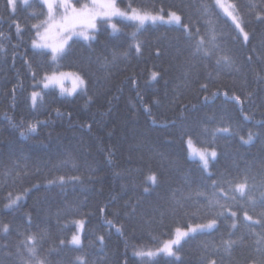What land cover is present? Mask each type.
<instances>
[{"label": "trees", "instance_id": "trees-1", "mask_svg": "<svg viewBox=\"0 0 264 264\" xmlns=\"http://www.w3.org/2000/svg\"><path fill=\"white\" fill-rule=\"evenodd\" d=\"M230 1L242 15L247 42L215 0H122L121 7L131 3L143 10L177 12L193 38L181 25L138 28L115 18L119 31L101 24L94 40L73 39L68 54L53 64L49 51L43 55L30 46L35 37L31 26L44 19L33 12L46 14L39 0H30L28 6L17 3L14 14L6 0H0V264H19L16 248L29 233L43 236L41 253L53 249L52 264H74L81 254L88 264H249L261 258L257 249L264 245L256 241L264 227L254 224L250 229L244 213L256 220L264 210V19L256 15L264 13V0ZM16 23L21 25L19 34ZM201 37L205 47L219 46L208 58L193 55ZM136 42L142 48L139 55ZM219 55L231 58V69L216 64ZM53 71L79 73L87 93L69 97L55 87L40 89L45 73ZM154 71L159 75L153 81ZM37 90L40 97L32 105L30 95ZM246 115L251 119H244ZM29 124H35L36 131L21 135ZM221 127L238 134L213 138L211 130ZM250 131L253 141L244 144L240 137L247 139ZM182 133L190 134L198 147L217 151L209 172L188 156V135ZM152 174L157 176L155 185L148 179ZM61 176L80 180L48 183ZM245 176L255 205L246 199L227 200L219 191H227L229 181L233 186L243 182ZM23 189L29 192L19 206L5 209L8 193L22 194ZM174 196L185 210L170 211ZM208 199L230 203L238 227L231 228L226 213L214 229L186 238L178 248L179 259L134 254L158 248L177 227L216 218L218 208L203 207ZM197 207L202 210L191 215ZM77 219L85 220L80 250L60 245L75 232ZM5 224L7 233L2 230ZM227 239L237 241L230 256L222 246L216 251Z\"/></svg>", "mask_w": 264, "mask_h": 264}, {"label": "snow or ice", "instance_id": "snow-or-ice-1", "mask_svg": "<svg viewBox=\"0 0 264 264\" xmlns=\"http://www.w3.org/2000/svg\"><path fill=\"white\" fill-rule=\"evenodd\" d=\"M25 6L29 5V0H22ZM39 3L42 5L44 9H46V14L44 13H35L33 15H44V19L39 21L36 24H33L31 27L35 30V38L32 40L33 49H38L41 51V54L47 55V52L44 50H48L51 54V62L56 64L59 60L63 59L67 54L69 49L71 48V43L74 42L73 38L78 37L82 38L85 41L94 40L95 33L99 31V26L101 24H106L109 28H111L114 32L119 31V28L116 23L113 22L115 18H120L121 20L131 21L137 26H143L147 21L151 20L152 22H156L157 20H164V17L161 15H153L150 12L144 11L140 8L132 7V4L129 3L126 7H121L120 4L122 0H39ZM17 0H6V6L12 10V13H15ZM215 5L222 9L224 14L229 17L234 23L236 29L243 35L245 42L249 39V33L245 31L243 26V18L240 12L238 11V6L234 3H231L230 0H215ZM161 11H163L161 9ZM257 18L264 19V13H257ZM168 23H175L177 25H181L185 32L188 33L189 39L193 38V33L189 31V25L182 24L181 16L178 15L175 11L168 12L167 17ZM17 34L21 32V25L16 23ZM212 40L215 41L217 36L215 35V30L213 29ZM199 34V28L196 29V34ZM4 35L0 33V36ZM131 47V46H130ZM219 46L213 44L212 49L205 47V40L203 37L199 38L195 41L194 52L193 55L203 54L205 58H208L214 54V50ZM2 48V45H0ZM136 53L139 55L142 51L141 44L139 42L135 43ZM123 55H127V53H123ZM117 59V54H113V61ZM106 60V58H105ZM233 61L227 55H219L216 59V64L219 66L223 64L228 69L232 68ZM207 67V65H205ZM236 71H239L237 68ZM157 72L151 73V80H156L158 77ZM67 77L73 78V88L66 89L63 87V80ZM135 83V81H133ZM50 85L59 86L61 93H68L69 95L72 92H75L78 87L83 88L85 94L87 93V87L85 80L79 73H64V72H56L53 71L51 74L45 73L43 78V86L44 88H48ZM207 84H201L200 88L203 90L207 89ZM215 95V93H213ZM227 96V93H225ZM40 97V93L32 92L31 100L33 105L36 104L37 99ZM91 100V97L89 98ZM205 100L209 99V97L205 96ZM234 99L237 102H240V97L235 96ZM156 103H159L156 101ZM146 112H151V109L148 106H145ZM57 113L59 114V110L57 109ZM244 119H251L250 116H245ZM155 123V120H153ZM36 131L35 124H29L27 129L21 132V135H26ZM203 131L207 134L209 129L205 128ZM183 135H188V139L186 141L189 155L192 157H198L205 171L209 168V158L215 159L217 157V151L212 148L203 149L198 148L193 143V139L190 134L182 133ZM217 134H228V135H237L231 127H221L215 128L211 130V135L213 138L217 136ZM241 141L244 144L251 143L253 141V133L250 131L247 139L243 136L240 137ZM7 175V173L5 174ZM148 179L152 182L153 185L157 183V176L152 174L148 177ZM80 177H70L68 180H65V177L61 176L58 178V181H49V184L52 183H60L61 185L67 182H76L79 181ZM248 177L245 176L243 178V182L234 183L229 181L228 190L226 191L223 187L219 189L221 193L225 196L227 200L237 201L245 200L252 204H256L255 198L250 195V186L248 185ZM213 187H217V182L213 181ZM148 189L145 188V192ZM29 192V189H23L22 194H17L13 197L12 193L9 192L7 196L8 203L4 205L5 208H14L18 207V201L22 199V195H26ZM229 192L232 193L229 196ZM203 195V194H201ZM215 196L216 193H213ZM260 203L264 205V192L261 193ZM185 204L178 198L173 197L172 207L170 211L176 213L181 210H185ZM204 208L212 211L214 209H219V211H215L213 214L216 216L214 219H209L207 223L204 224H189L187 229L177 227L175 228V233L171 239L164 241L161 247H159L155 252L153 251H136L134 254L137 257H154L159 253H163L169 257H176L179 259L178 248L181 246L182 242L185 241L186 238L190 237V234L203 232L205 230L214 229L218 225V220L220 218H226V213L231 216L232 224L231 228L236 229L238 227L237 223V212L231 211L230 203H220L219 199H208V203L203 206ZM202 209L200 207L196 208V211L191 212L190 214L195 216ZM104 210L101 209V212ZM185 214H189L185 211ZM259 219L253 220V217L248 214L247 211L244 213V220L247 222H251L248 224V227L251 229L254 224H259L264 227V210L258 213ZM29 217V222H30ZM110 226L112 225V221H106ZM76 231L72 234L71 239L68 241L61 240L60 245L70 244L76 247L77 250L83 248L82 240H81V232L85 227V220L79 219L73 221ZM2 230L7 233L9 231V225H3ZM117 231H121V229H117ZM255 234V233H253ZM101 244H103L104 237H98ZM240 239H243L241 237ZM43 240V236L36 233H29L24 236V239L20 241L16 248V254L19 257V264H52V261L49 260V255L53 252V249L49 248L46 252H40V241ZM237 244L236 240L227 239L222 240L221 245L216 246V251L218 252L223 247L225 253L229 256L231 255V250L234 245ZM257 245H264V235H261L259 239L256 241ZM207 249V245L204 246ZM257 251L261 252V258L258 261H250L249 264H264V248L258 247ZM215 254V253H208ZM207 260V255L204 257ZM74 264H88V260L84 254L78 255L75 258ZM207 264H217L215 260H207Z\"/></svg>", "mask_w": 264, "mask_h": 264}, {"label": "rangeland", "instance_id": "rangeland-1", "mask_svg": "<svg viewBox=\"0 0 264 264\" xmlns=\"http://www.w3.org/2000/svg\"><path fill=\"white\" fill-rule=\"evenodd\" d=\"M30 1V0H29ZM231 2V1H230ZM17 3H21V4H23V2H22V0H17ZM232 3V2H231ZM217 7V6H216ZM137 8V7H136ZM217 9L220 11V13L223 15V16H225L231 23H232V25L235 27V25H234V23L232 22V20L229 18V17H227L225 14H224V12H223V10L222 9H220V8H218L217 7ZM143 10V9H142ZM163 10V9H162ZM144 11H147V12H150V13H152L153 15H161V16H163L164 17V20H157L156 22H152L151 20H149V21H147L144 25H146V24H155V23H165V24H175V23H168L167 22V17H168V12H170V11H165V10H163V11H161V9H159V10H156V11H151V10H144ZM177 13V12H176ZM178 14V13H177ZM179 15V14H178ZM43 20V19H42ZM127 21V20H126ZM131 22V21H130ZM38 23V22H37ZM133 23V22H132ZM136 25V24H135ZM143 25V26H144ZM137 26V25H136ZM143 26H137L138 28H141V27H143ZM111 29V28H110ZM235 29H236V27H235ZM112 30V29H111ZM113 31V30H112ZM236 31L238 32V34L242 37V39H244V37H243V35L239 32V30L238 29H236ZM114 32V31H113ZM35 38V37H34ZM33 38V39H34ZM75 38H78V37H74L73 39H75ZM32 39V40H33ZM78 39H82V38H78ZM32 40H31V43H30V46L32 47ZM33 48V47H32ZM46 51H48V50H46ZM58 72H64V73H77V72H75V71H58ZM49 74H51V73H49ZM44 78V77H43ZM43 78L41 79V81L39 82V86H40V89H44V86H43ZM49 87H55L57 90H58V92H59V94L60 95H64V96H69V97H71V96H73V95H75L78 91H83V88H81V87H78L77 89H76V91L75 92H72V94H68V93H61V91H60V88H59V86H56V85H50ZM63 87L64 88H66V89H72L73 88V78L72 77H67V78H65L64 80H63ZM35 92H38L39 93V90H37V91H35ZM32 93V92H31ZM30 102H31V104L33 105V103H32V100H31V95H30ZM187 139L188 138H186V140H185V144H186V147H187V153H188V156L190 157V158H192V159H195V160H197L199 163H200V165L202 166V164H201V162L199 161V158L198 157H192V156H190L189 155V150H188V146H187V143H186V141H187ZM194 143V142H193ZM195 144V143H194ZM196 145V144H195ZM196 147H198L197 145H196ZM198 148H201V147H198ZM203 149H209V150H211L210 148H203ZM213 159H211V158H209V166H210V162L212 161ZM203 167V166H202ZM204 169V168H203ZM206 172H209V168H208V170L206 171ZM17 194H14L13 195V197H15ZM23 197H24V195H22V199H23ZM8 203V201L6 202V204ZM5 208V207H4ZM5 209H9V208H5ZM77 220H79V219H77ZM75 221V220H74ZM204 223H207V222H203V223H198V224H204ZM74 224V223H73ZM194 225V224H193ZM75 226V225H74ZM188 227V226H187ZM187 227L186 228H184V229H187ZM75 231H76V228H75ZM205 231H208V230H205ZM83 232V231H82ZM82 232H81V237H82ZM174 233H175V231H174ZM174 233L172 234V236L174 235ZM194 233H192V234H190V235H193ZM172 238V237H171ZM170 238V239H171ZM71 239V237L69 238V240ZM164 243V242H163ZM162 243V244H163ZM162 244L159 246V247H161L162 246ZM158 247V248H159ZM158 248H156V249H154L153 250V252H155ZM159 254H163V253H159ZM163 255H165V254H163Z\"/></svg>", "mask_w": 264, "mask_h": 264}]
</instances>
